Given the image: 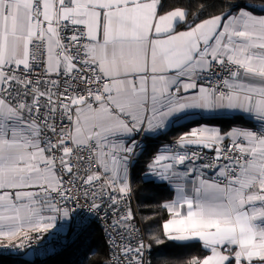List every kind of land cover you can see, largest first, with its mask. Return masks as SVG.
<instances>
[{
  "label": "snow or ice",
  "instance_id": "6c2138e0",
  "mask_svg": "<svg viewBox=\"0 0 264 264\" xmlns=\"http://www.w3.org/2000/svg\"><path fill=\"white\" fill-rule=\"evenodd\" d=\"M228 8L199 19L162 0H0V250L76 205L111 212L123 240L136 135L232 111L258 127L197 122L147 174L176 192L165 234L209 253L187 264H264V15L251 0ZM109 239L96 264H145L143 239Z\"/></svg>",
  "mask_w": 264,
  "mask_h": 264
},
{
  "label": "trees",
  "instance_id": "16d2710c",
  "mask_svg": "<svg viewBox=\"0 0 264 264\" xmlns=\"http://www.w3.org/2000/svg\"><path fill=\"white\" fill-rule=\"evenodd\" d=\"M246 1L247 0H164L163 8L164 10H168L173 7H186L189 9L190 15L199 14V19H203L208 16L220 14L222 11H229V4L243 5ZM232 11H235V9H232ZM199 19L197 21H199ZM242 119L243 117L240 115H234L232 117H202L199 121L194 123L205 122L219 124L223 127L236 123L240 124ZM244 120L249 119L244 118ZM185 132L186 130L184 128L171 127L164 133L152 137V139L145 136L144 142H146V145H144L143 149L139 150L137 148L134 158L135 166L131 169L132 186L140 206L147 232L148 242L152 252V264H187L188 260L193 256L203 257L208 254L200 244L189 247L186 246V243H177L167 237L163 225L164 222L170 218V212L168 209L164 208L163 205L173 199L174 190L166 183L148 179L145 175L148 171L146 168L147 163L157 154L160 146L166 141L169 142L173 138H178ZM92 228L94 229L91 230ZM89 230H91V233ZM89 230L87 231L88 233L86 232L87 242H90L89 254L81 258V260L79 259L77 264H96L97 260H103L108 254L107 245L99 226L93 225ZM56 254L57 253L51 257L40 258L48 259L54 257ZM10 257H19L21 258V262L9 260ZM40 260L39 257L31 259L24 257L23 254L6 257L0 256V264H38L41 262Z\"/></svg>",
  "mask_w": 264,
  "mask_h": 264
},
{
  "label": "built area",
  "instance_id": "2783aa9c",
  "mask_svg": "<svg viewBox=\"0 0 264 264\" xmlns=\"http://www.w3.org/2000/svg\"><path fill=\"white\" fill-rule=\"evenodd\" d=\"M142 137L143 134L141 132L140 136H137L139 146L144 144ZM175 141L176 140L170 142V146L173 148L175 147ZM196 150L202 152V154L207 158H211L214 155V153L209 149ZM124 207H130L132 209L134 219L131 221V230L124 231L123 240L120 239L115 230L111 229V222L114 219L111 212H107V214V210L92 212L89 211L87 205H76L72 208V211L70 212V217L73 220V230L70 232L69 235L65 236L61 228L58 225H55V227L49 229L47 232L33 233V238L31 239V241L25 242L24 247L18 250L14 249L11 251L0 250V255L10 256L23 254L25 256L27 253H31L34 255V257H49L53 253L63 250L67 246L74 243L76 240L79 239V237L84 233V231L92 225H97L101 229L105 243L107 245L108 253L110 249V236L115 238L117 243L119 244L131 242L134 246L139 239H143L145 243L149 244L147 232L133 190V186L131 194L128 197V200L126 201ZM151 254V249L147 248L144 252L145 264H152Z\"/></svg>",
  "mask_w": 264,
  "mask_h": 264
},
{
  "label": "crops",
  "instance_id": "0c3cea01",
  "mask_svg": "<svg viewBox=\"0 0 264 264\" xmlns=\"http://www.w3.org/2000/svg\"><path fill=\"white\" fill-rule=\"evenodd\" d=\"M246 2H249V0H247ZM251 2H253V3H255L257 6H258V8H257V11L254 13V14H256V15H264V12H260L258 9H259V6H261V5H264V1H262V0H251ZM164 3V0H162V4ZM168 10H171V9H168ZM168 10H164V11H168ZM236 11V10H235ZM235 11H233V12H235ZM197 14H194V15H190V17H194V16H196ZM216 15H218V14H216ZM214 16V15H213ZM210 16H208V17H206V18H203V19H207V18H209ZM196 22H199V21H196ZM234 115H240L241 117H242V114L240 113V112H232V111H220V112H218V113H216V114H214V115H207V114H204V115H193V116H191L188 120H185V121H181L179 124H171V123H169L168 125H167V127L165 128V129H163L162 131H158L157 133H155V134H149L147 137L148 138H151L152 139V137H156V136H158V135H160L161 133H164L165 131H167L168 129H170L171 127H180V128H184L185 130H186V132H188L190 129H192V128H195V127H197L198 126V124L196 123H194V122H196V121H199L200 120V118H202V117H232V116H234ZM244 118H247L248 119V117H246V116H243V119H242V121H241V123L240 124H232V125H225V126H221V125H219V124H210V123H205V122H198L199 123V125H207V126H209V127H214V128H217V129H219V131L221 132V134H224V133H227V132H229L232 128H234V127H240V128H252V127H258V124H257V122H255V121H252V120H244ZM142 134H143V137H142V140L144 141V137H145V134L142 132ZM137 136L138 135H136V140H137ZM177 138H173V139H171V141H174V140H176ZM171 141H166L164 144H162L161 146H160V148H159V151L158 152H163L164 151V148H165V146L167 145V146H170V142ZM225 142H228V141H225ZM144 145H146V142H144V144L143 145H141V146H139L138 147V149L140 150V149H143L144 148ZM157 152V153H158ZM170 154V153H169ZM148 172V171H147ZM147 172L145 173V175H146V178H148V179H152V180H155L156 182H160V183H166L168 186H169V184H168V182H162V181H160L159 179H157L155 176H152V175H148L147 174ZM173 190H174V188L173 187H171ZM176 199V192H175V190H174V197H173V199L172 200H169L168 202H166V203H169V202H171V201H173V200H175ZM186 210H187V206L186 205H184V206H182V207H178V211H180L182 214H184V213H186ZM169 211V210H168ZM170 212V211H169ZM171 219H173V213H171L170 212V218L169 219H167L165 222H167V221H169V220H171ZM164 222V223H165ZM55 225H58L60 228H61V230L63 231V233H64V235L65 236H67V235H69L70 234V232L73 230V220L71 219V217H70V215L68 216V217H62V216H59V217H57V219H56V221H55ZM93 226V225H92ZM92 226H90V227H92ZM90 227L89 228H87L85 231H84V233H86L89 229H90ZM101 230V229H100ZM102 232V231H101ZM83 233V234H84ZM82 234V235H83ZM81 235V236H82ZM103 235V234H102ZM80 236V237H81ZM79 237V238H80ZM168 237V236H167ZM169 238V237H168ZM170 239V238H169ZM170 240H172V241H174V242H177V243H186V242H182V241H177V240H174V239H170ZM66 248H68V247H66ZM209 254V253H208ZM24 257H27V258H35L34 257V255L33 254H31V253H27ZM36 257H40V256H36Z\"/></svg>",
  "mask_w": 264,
  "mask_h": 264
},
{
  "label": "rangeland",
  "instance_id": "374dc122",
  "mask_svg": "<svg viewBox=\"0 0 264 264\" xmlns=\"http://www.w3.org/2000/svg\"><path fill=\"white\" fill-rule=\"evenodd\" d=\"M137 135L140 136V133H138ZM130 179H131V177H130ZM131 185H132V181H131ZM138 205H139V203H138ZM139 208H140V206H139ZM140 212H141V210H140ZM141 215H142V213H141ZM93 229L94 228H92L91 230H93ZM91 230H89L90 233H91ZM87 233H84L77 241H75L68 248H65L59 252L58 251L55 252L57 254L52 258L43 259V258H40V257H42V256H40L39 259H41L40 260L41 262L38 264H77L79 259L81 260V258H84L89 254L88 250H89L90 242L89 243L87 242V239H86ZM55 253H53L52 255H54ZM52 255H50L49 257H51ZM9 260L21 262V258H19V257H10Z\"/></svg>",
  "mask_w": 264,
  "mask_h": 264
},
{
  "label": "bare ground",
  "instance_id": "6f19581e",
  "mask_svg": "<svg viewBox=\"0 0 264 264\" xmlns=\"http://www.w3.org/2000/svg\"><path fill=\"white\" fill-rule=\"evenodd\" d=\"M1 256V255H0ZM2 257V256H1ZM3 257H6V256H3Z\"/></svg>",
  "mask_w": 264,
  "mask_h": 264
}]
</instances>
